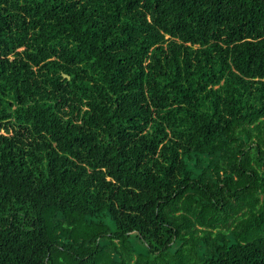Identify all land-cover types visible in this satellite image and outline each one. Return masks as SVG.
Listing matches in <instances>:
<instances>
[{
  "label": "trees",
  "instance_id": "trees-1",
  "mask_svg": "<svg viewBox=\"0 0 264 264\" xmlns=\"http://www.w3.org/2000/svg\"><path fill=\"white\" fill-rule=\"evenodd\" d=\"M0 264H264V0H0Z\"/></svg>",
  "mask_w": 264,
  "mask_h": 264
}]
</instances>
